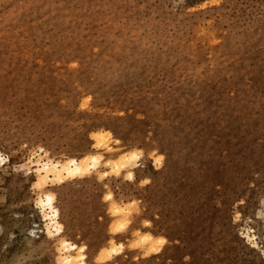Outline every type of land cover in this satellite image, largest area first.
I'll use <instances>...</instances> for the list:
<instances>
[{
  "label": "rangeland",
  "instance_id": "rangeland-1",
  "mask_svg": "<svg viewBox=\"0 0 264 264\" xmlns=\"http://www.w3.org/2000/svg\"><path fill=\"white\" fill-rule=\"evenodd\" d=\"M0 264H264V0H0Z\"/></svg>",
  "mask_w": 264,
  "mask_h": 264
},
{
  "label": "bare ground",
  "instance_id": "bare-ground-1",
  "mask_svg": "<svg viewBox=\"0 0 264 264\" xmlns=\"http://www.w3.org/2000/svg\"><path fill=\"white\" fill-rule=\"evenodd\" d=\"M75 160V159H74ZM77 161V160H76ZM73 162V167L72 166H70V163L68 164V165H64L63 164V166L61 167V169L59 170L60 172H63V171H66V172H68V173H70V172H72V171H74V170H80L83 166H82V164H80V163H78V162ZM46 166V165H45ZM56 166V165H55ZM49 167V166H48ZM57 167V166H56ZM54 167H52V168H50V169H53ZM57 169V168H56ZM49 171H51V170H49ZM46 205H50V207L49 208H51L52 210H53V213H54V216H56L57 215V210H54V208H53V200H52V197H48L47 198V200L45 201V207H46ZM52 220H54L55 221V218H52Z\"/></svg>",
  "mask_w": 264,
  "mask_h": 264
}]
</instances>
